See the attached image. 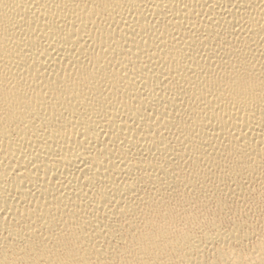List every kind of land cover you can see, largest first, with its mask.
<instances>
[{
  "label": "bare ground",
  "instance_id": "6f19581e",
  "mask_svg": "<svg viewBox=\"0 0 264 264\" xmlns=\"http://www.w3.org/2000/svg\"><path fill=\"white\" fill-rule=\"evenodd\" d=\"M0 264H264V0H0Z\"/></svg>",
  "mask_w": 264,
  "mask_h": 264
}]
</instances>
